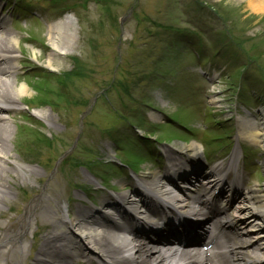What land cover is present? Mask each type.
Wrapping results in <instances>:
<instances>
[{
    "label": "rangeland",
    "instance_id": "1",
    "mask_svg": "<svg viewBox=\"0 0 264 264\" xmlns=\"http://www.w3.org/2000/svg\"><path fill=\"white\" fill-rule=\"evenodd\" d=\"M3 1H8L9 5L16 2ZM19 1L26 12L21 14L19 22L8 24L21 41L16 51L19 59L14 79L17 84L29 85L32 93L22 97L20 110L8 115L11 137L7 144L18 157V165L26 169L15 163L5 164L7 169L3 175L6 174V179L1 182L4 196L0 200V245L11 246L6 232L18 228L13 222L19 216L22 221L26 218L27 207L34 199L41 197L43 201H49L50 205L43 208L44 213L52 208L54 218L58 215L71 220L78 207H95L84 198L82 189L90 192L86 193L94 203L110 195L109 191L99 188L102 183L110 189L116 188L117 196L128 193L132 188L129 185L131 171L122 168L123 175L112 169L111 165L119 167L117 160L136 167L140 177L152 171L159 172L164 166V157L160 163L152 161L147 145L137 144V135L151 137V142L156 138L174 148L195 142L206 151L207 163H216L224 159V151L218 150L228 149L235 128L231 125L224 130H215L225 127L220 125L203 131L202 125L209 128L208 125L217 121L237 125L236 110L243 117H250L251 113L256 115L251 107L264 105V13L251 12L246 2ZM10 11L8 6L2 13L11 19ZM65 18L71 19L76 40L71 53L55 58V69L47 65L52 53L48 44L49 27ZM74 57L80 59L82 72L86 74L82 82L75 80L76 87L81 100H91V105L75 108L55 103L54 95H50L52 106L38 105L37 99L43 98L42 81H36L39 68L71 75L76 73ZM26 67L31 69L23 76ZM200 68L208 75H202ZM76 87L71 88L74 93ZM64 91V94L68 93ZM35 111L39 114L37 117L32 115ZM201 114L209 117L202 118ZM25 115L33 117L38 124L26 119ZM158 115L161 119L156 118ZM254 117L260 124L262 116ZM17 125L28 128L20 132ZM204 132L220 134L214 135L216 140L209 139L214 148L207 147L208 141L202 140ZM78 136V148L62 157L76 143ZM35 138L48 139L53 148L41 145L38 149L33 144ZM236 142L237 136L231 149L237 146ZM19 145H24L25 149ZM164 146L158 150L163 153L169 150ZM251 146L262 149L252 142ZM149 148L152 149V144ZM252 154L258 161V151L253 150ZM60 161L70 162L64 172L60 167L63 163L58 165ZM99 161L107 162H104L105 166H98ZM260 161L264 162V154ZM72 162L93 165V173L97 176L77 166L70 169ZM251 186L264 187V170L252 175ZM55 201L59 202L58 208L53 205ZM37 212L31 213L26 236L16 243L25 245V250L21 255L15 251L16 255H11L12 263L17 259L23 262L35 259L47 230L42 221L54 225L50 219L51 211L49 216ZM57 229L61 231V227Z\"/></svg>",
    "mask_w": 264,
    "mask_h": 264
},
{
    "label": "bare ground",
    "instance_id": "2",
    "mask_svg": "<svg viewBox=\"0 0 264 264\" xmlns=\"http://www.w3.org/2000/svg\"><path fill=\"white\" fill-rule=\"evenodd\" d=\"M239 1L246 2L248 9L255 14L264 13V0ZM9 22L8 18L0 14V171L2 172H0V200L4 196V184L1 182L6 179V174L3 175L7 169L5 164H19L18 157L11 152L9 143L7 144V140L11 137L8 115L20 110L23 106L22 97L31 96L32 93L29 85L17 84L14 79L17 71L16 62L19 59L16 51L21 41L15 32L7 27ZM71 27L70 18L50 25L48 44L52 48V53L47 60L49 67L56 69L55 58L67 56L74 49L76 35ZM35 115L39 114L35 112ZM156 118L161 119L159 115ZM240 121L242 139L264 147V121L261 130L255 127L252 120L240 119ZM176 148L168 152L166 173L152 171L144 174L137 182L145 192V201L149 199L154 204L150 206L148 203L137 204L138 198L140 196L141 199L144 198V194L140 191V187L134 184L131 192L119 197L120 205L114 207L118 214H116L119 218L118 222H115L116 216L113 214H111L112 218L102 214L101 210L109 211L108 206L115 202H110L108 199L100 201L99 207H78L71 220L58 215L54 218L55 211L52 208H48L44 213L43 208L50 205L49 201H43L41 197L32 200L27 207L26 218L22 221V217L19 216L13 222V226L16 225L18 228L12 230L13 232H6L9 238L7 242L11 243V246L0 245L2 259L0 264H207L209 261L200 260L195 250H180L168 246L165 237H158L155 243H151L143 234L138 233L136 225L152 229V225L157 222L156 219L155 222L150 221V218L144 215V210L155 214L154 205L159 206L158 213L167 211L177 214L183 226L185 221H189V215L196 213L201 220L199 227L206 231L205 240L210 236L215 238L219 230H222L219 236L228 238V241L217 245L213 256L214 258L220 256L222 264H264V187L246 188L240 195L233 192L230 196V192L226 193L227 200L231 197L227 206L233 210L232 213L228 208L213 210L212 206L202 198L214 195L218 188L223 192V183L229 188L232 186V179L228 178V175L233 166V170L236 166L228 164L212 169L205 184L197 190L198 194H194L196 196L186 192L180 195L173 194L165 184L171 183L174 177L181 178L183 166L193 167L195 164L204 163L200 144L194 142L189 145H176ZM20 165H18L20 168L26 169ZM28 172L33 171L28 170ZM240 176L244 180V175ZM219 196L224 195L220 193ZM53 205L57 208L59 202L55 201ZM38 209L40 212L36 211ZM50 211L53 213L50 219L53 220L54 225L52 223L50 225L47 220L42 221L47 230L42 237L37 257L32 261L23 262L17 259L12 263L14 260L11 261V255H16L15 251H19L21 255L25 250V245L18 246L16 243L26 236L27 226L30 227L31 213L37 212L42 216H49ZM58 226L61 227L60 232ZM168 228L170 226L165 227L166 233ZM64 229L69 230L71 235ZM245 248L251 251H246ZM71 251L75 254L72 255ZM206 259L209 260L207 257Z\"/></svg>",
    "mask_w": 264,
    "mask_h": 264
},
{
    "label": "trees",
    "instance_id": "3",
    "mask_svg": "<svg viewBox=\"0 0 264 264\" xmlns=\"http://www.w3.org/2000/svg\"><path fill=\"white\" fill-rule=\"evenodd\" d=\"M82 62L80 60H76V68H75V72L71 75H64L65 77H57L54 79L52 78L53 76L49 75L47 76V78L45 80H47V82L42 83V86L40 87V91L41 94L43 95V98H38V103L41 105H51V98L49 96V94H56L55 98L56 100L54 101L55 103H65L69 97H71V99H73L75 96H77L78 94H80L79 89L76 87L75 84V80H80V82H82V78H86V74H84L82 71ZM73 75V76H72ZM52 81H55L56 83V93L55 91H53V86L51 84ZM73 87H76L77 92L74 93V91L71 89ZM44 89H47L48 93H44ZM64 90L68 91V93L64 94ZM45 139V138H44ZM44 139H40L38 143H43ZM48 142H46L45 144H47Z\"/></svg>",
    "mask_w": 264,
    "mask_h": 264
}]
</instances>
